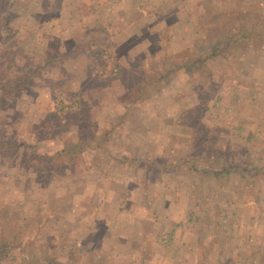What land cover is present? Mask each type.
<instances>
[{"label": "rangeland", "instance_id": "374dc122", "mask_svg": "<svg viewBox=\"0 0 264 264\" xmlns=\"http://www.w3.org/2000/svg\"><path fill=\"white\" fill-rule=\"evenodd\" d=\"M0 264H264V0H0Z\"/></svg>", "mask_w": 264, "mask_h": 264}, {"label": "trees", "instance_id": "16d2710c", "mask_svg": "<svg viewBox=\"0 0 264 264\" xmlns=\"http://www.w3.org/2000/svg\"><path fill=\"white\" fill-rule=\"evenodd\" d=\"M218 54V53H217ZM30 71H32V69L31 68H29L28 70H26L25 71V73H30ZM25 75V74H24ZM26 76V75H25ZM162 78V77H161ZM161 78H159V79H161ZM16 80V81H15ZM15 85H14V87H16V88H21V87H23L24 85H26V83L28 82V77H21V75L20 76H17L16 78H15ZM4 82V81H3ZM141 82H144V83H140V84H144V86L145 85H148L149 83H150V81H146V80H144V81H141ZM136 86V84L134 85V87ZM13 87V88H14ZM133 87V88H134ZM1 88H2V93L3 94H6V93H8V92H10L11 90H13V88L11 89V84H9L7 81L6 82H4V83H1ZM12 92V91H11ZM14 92H16V91H14ZM252 138V134L249 136V139H251ZM28 148L30 149L29 150V152L31 153V161L34 163V164H36L37 166H41V165H44V164H46L47 163V161H48V159L50 158V156H48V155H45V154H39L38 152H36V149H35V147H33L32 145H29L28 146ZM237 166V167H236ZM235 169H238L239 167L240 168H242L243 170H247V168L246 167H241V166H238V165H236L235 164ZM38 168V167H37ZM230 170V169H229ZM228 169H224V171H229Z\"/></svg>", "mask_w": 264, "mask_h": 264}, {"label": "crops", "instance_id": "0c3cea01", "mask_svg": "<svg viewBox=\"0 0 264 264\" xmlns=\"http://www.w3.org/2000/svg\"><path fill=\"white\" fill-rule=\"evenodd\" d=\"M115 2V1H114Z\"/></svg>", "mask_w": 264, "mask_h": 264}]
</instances>
